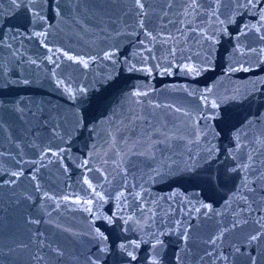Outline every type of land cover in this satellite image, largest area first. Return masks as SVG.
Returning a JSON list of instances; mask_svg holds the SVG:
<instances>
[{
    "label": "water",
    "instance_id": "obj_1",
    "mask_svg": "<svg viewBox=\"0 0 264 264\" xmlns=\"http://www.w3.org/2000/svg\"><path fill=\"white\" fill-rule=\"evenodd\" d=\"M139 2L0 0V264H260L179 0Z\"/></svg>",
    "mask_w": 264,
    "mask_h": 264
},
{
    "label": "snow or ice",
    "instance_id": "obj_2",
    "mask_svg": "<svg viewBox=\"0 0 264 264\" xmlns=\"http://www.w3.org/2000/svg\"><path fill=\"white\" fill-rule=\"evenodd\" d=\"M136 6H137L138 8H141V9H143V7H144V5L141 4V3L139 2V0H137ZM196 6H197V5H196L195 3H193L192 5H190V7H193V8L196 7ZM244 7L259 8L260 5L256 2V0H247V4L244 5ZM260 15H261V18L264 19V12H261ZM225 22H230V21H221V23H225ZM142 26H143V25H142V23H141V27H142ZM246 27H247V26H246ZM113 55H114V53H106V54H105V58H110V57L113 56ZM68 59H72V57H68ZM85 66H86V65H85ZM193 70H194V69H189V71H193ZM25 83H26V82H25ZM80 92L83 94V93H85V90H84V89H80ZM133 94L136 95V96H139V95H141L142 93L139 92V91H137V92H135V93H133ZM69 96H70L73 100L76 99L75 95H74L73 93H71V92H69ZM205 99H206V98H205ZM211 106H212L213 109H215V108L217 107L216 102H215V101H212V102H211ZM208 152H209V159L206 160L205 163H208V162H210L211 159L215 158V153H214L213 148L208 149ZM228 155H232V154H231V153H228ZM197 167H199V165H197V164H195V163H194V164H191V165H186L184 171H186V172H193V171L196 170ZM242 167H245V168H246L247 165H242ZM236 170H237V169H235V168H232V169H231V171H236ZM228 171H229L228 169L225 170V176H227ZM13 175L15 176L16 173H13ZM245 179H246V178H245ZM85 183H88V181L85 180ZM201 206H202L204 209H207L208 212H212V211H213V209H212V205H211L210 203H202ZM89 211H90V210H89ZM197 211H199V209H198ZM105 222H106L107 224L111 225L113 221H112L111 219H106ZM92 238L98 242V251H99V253H101V254L106 253L107 250H108V247H109L108 244H107L106 242L109 240V237H108L107 235H105L103 232L99 231V229H95L94 232H93ZM185 239H186V237H185ZM258 239H259V236H258V235H253V236L251 237V240H253V241L258 240ZM214 242H215V241H213V243H214ZM160 244H161V242L159 241V238L157 237V242H156V244H153V249L155 250L157 247L160 246ZM135 247H138V245H134V248H135ZM119 249H120L121 252L126 253L127 257L129 258L128 261H127V264H131V261L137 259L136 255H134V252H133V251H128V250H127V249H128V245L122 243V244L119 245ZM100 259H101V257L98 256L96 260H93V261H92V264H98V261H99ZM150 264H158V261H157L156 259H152V260L150 261ZM251 264H255V262L252 261Z\"/></svg>",
    "mask_w": 264,
    "mask_h": 264
}]
</instances>
